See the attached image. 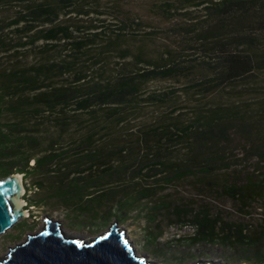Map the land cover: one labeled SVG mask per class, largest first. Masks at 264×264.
<instances>
[{
  "label": "trees",
  "instance_id": "trees-1",
  "mask_svg": "<svg viewBox=\"0 0 264 264\" xmlns=\"http://www.w3.org/2000/svg\"><path fill=\"white\" fill-rule=\"evenodd\" d=\"M24 1L28 3L14 20L7 25L0 21V177L21 173L25 181L30 176V205L73 208L87 218L109 219L119 212L126 219L140 200H152L170 185L192 178L200 180L198 186L213 184L216 168L230 167L233 138L256 155L257 165L244 180L224 177L216 185L244 204L264 198V138L257 139L254 116L238 114L235 105H218L196 109L191 116L171 111L146 123L140 118L148 107L176 102L173 91H147L153 80L189 78L192 89L184 91L192 97L252 74L261 61L258 33L264 31V0H187L178 8L163 3L165 16L180 12L187 18L184 9L200 8L203 20L177 26L180 34H191L199 48L211 53L198 61V69L179 67L168 55L161 63L134 55L131 61H117L114 69L102 66L93 72L77 67L76 57L49 60L47 48L87 53L104 38L109 47L120 35L100 23L74 26L72 14L84 11L71 9L72 0H60L68 8L63 13L67 23H56V3ZM84 29L92 32L76 36ZM37 41L44 43L35 45ZM30 48L37 54L29 55ZM128 56L122 51L119 58ZM97 59L91 64L97 66ZM194 73L198 77H190ZM259 107L264 108V100ZM85 119L89 125L84 131L67 134L72 126L83 128ZM52 128L57 136L51 135ZM122 183L120 189L113 186ZM173 212L177 220L193 212L195 240L213 241L224 228L208 208L197 212L177 207ZM155 216L148 211V218L154 221ZM227 228L223 242L258 246L253 256L264 255V230L249 235L245 225Z\"/></svg>",
  "mask_w": 264,
  "mask_h": 264
},
{
  "label": "rangeland",
  "instance_id": "rangeland-1",
  "mask_svg": "<svg viewBox=\"0 0 264 264\" xmlns=\"http://www.w3.org/2000/svg\"><path fill=\"white\" fill-rule=\"evenodd\" d=\"M187 0H72L71 9L82 10L83 14H72L69 22L74 26H92L97 23L105 25L112 34H119V38L109 44L99 41L96 45L89 47L91 51L79 52L71 47L61 46L60 48L48 47L49 60L61 61L64 57L78 58L77 67H83L91 72L105 66L111 70L116 66L117 61H131L135 55L153 63H161L165 55L179 63V67L198 69V61L209 55L193 41V36L180 34L177 26L182 23H192L196 20H203L200 8L188 7L187 18L180 12H174L169 16L161 11L164 2L173 3L175 8L186 4ZM199 1V0H193ZM35 3H56L58 5L59 18L56 23L68 22L63 13L68 8H63L60 0H29ZM24 0H3L0 3V21L4 25L14 20L22 11ZM62 7V8H61ZM180 11V10H179ZM87 13V14H86ZM208 20V19H207ZM41 21V18H40ZM55 23V22H54ZM49 25H44L47 27ZM79 31L76 36L84 37L90 31ZM120 30V31H118ZM259 53L261 61L256 65L255 71L245 78L238 79L221 85L216 91L208 95L195 92L193 96L185 94L184 89L190 87L192 81L189 78L179 77L178 79H156L147 85V91H173L175 103L166 106H153L146 108L140 117L143 123L154 120L158 114H167L171 111L181 113L184 116H191L196 109L206 111L212 106L235 105L238 114L254 116L252 124H256L260 131L258 141L264 138V108L261 109V101L264 100V31L258 33ZM191 41H188V40ZM43 41H37L35 45H42ZM53 43V42H52ZM61 44V43H60ZM49 46L51 44H48ZM104 51L97 56V51ZM108 47V48H105ZM32 50V48H30ZM94 49V50H92ZM122 51L130 55L125 59L119 58ZM32 53V54H31ZM29 55H36L32 50ZM211 54V53H210ZM93 55V57H92ZM29 57V56H28ZM95 58L98 64L92 65ZM48 60V61H49ZM122 61V62H121ZM144 64V62H143ZM90 65L92 67L88 68ZM114 69V68H112ZM190 71V70H189ZM187 69L184 72H188ZM194 73L190 77H198ZM193 78V79H194ZM172 93V92H171ZM231 97V98H230ZM85 118V115H84ZM91 124V123H90ZM89 125L84 120L83 128L72 126L67 134L79 135ZM51 135L57 136L58 130L52 128ZM66 145L70 140H64ZM261 144V143H260ZM229 155L231 156L230 167L225 170L216 168L214 175L210 178L213 182L208 187L198 186L197 178H192L179 184L168 186L152 200H140L126 214L122 216L119 212H112L109 219H103L102 215L86 217L73 208L33 206L28 203L32 197L34 188L30 186L31 177H26V183L22 177L25 207L27 215L19 219L12 227L0 235V259L10 247L23 242L27 234H33L42 229L45 225L44 217L49 216L52 220L58 221L66 237H78L89 241L97 235L103 234L111 225L115 224L119 230L129 238L138 255H145L151 261L158 264H192L198 260L219 261L222 264H264V255L260 258L253 256L254 245H235L232 242H223L226 235V227L236 230L235 226L245 225L249 235L261 233L264 230V198L256 199L249 203H242L233 199L218 188L216 183L224 178L232 180H244L256 167V155L250 153L246 147L238 142L236 138L229 144ZM263 164V163H262ZM2 178V177H0ZM122 184L113 185L120 189ZM131 188V187H130ZM128 187H124V192ZM28 197V198H26ZM28 204V205H27ZM156 206L153 210L151 207ZM177 207L192 209L199 212L202 208H208L211 216H218L224 228L219 230V236L213 241L193 239L195 227L191 221L193 212L189 216L176 219L173 210ZM153 211L155 220L148 218V211ZM82 216H85L82 220ZM73 218V220H71ZM76 219V220H75ZM264 240V239H263ZM264 248V241L260 243Z\"/></svg>",
  "mask_w": 264,
  "mask_h": 264
},
{
  "label": "water",
  "instance_id": "water-1",
  "mask_svg": "<svg viewBox=\"0 0 264 264\" xmlns=\"http://www.w3.org/2000/svg\"><path fill=\"white\" fill-rule=\"evenodd\" d=\"M21 173L0 178V235L26 216L20 199ZM24 199V198H23ZM45 225L26 239L10 247L0 264H158L136 249L123 230L113 224L95 239L66 237L58 221L44 217ZM192 264H222L219 261L198 260Z\"/></svg>",
  "mask_w": 264,
  "mask_h": 264
},
{
  "label": "bare ground",
  "instance_id": "bare-ground-1",
  "mask_svg": "<svg viewBox=\"0 0 264 264\" xmlns=\"http://www.w3.org/2000/svg\"><path fill=\"white\" fill-rule=\"evenodd\" d=\"M20 179H22V177L21 176H18ZM21 182H23L22 180H21ZM23 193H24V186H23V183H21L20 184V199H21V201H22V204L23 205H25L26 204V201L23 199ZM27 213H28V211L26 210V212H25V214L27 215ZM13 226V225H12ZM11 226V227H12ZM106 232V231H105ZM104 234V233H103ZM97 236H99V235H97ZM71 238H78V237H71ZM96 238V237H95ZM94 238V239H95ZM93 240V239H92ZM89 241H91V240H89ZM89 241H85V242H89ZM130 241V240H129ZM21 243V242H20ZM8 253V251L5 253V255ZM138 255V254H137Z\"/></svg>",
  "mask_w": 264,
  "mask_h": 264
},
{
  "label": "clouds",
  "instance_id": "clouds-1",
  "mask_svg": "<svg viewBox=\"0 0 264 264\" xmlns=\"http://www.w3.org/2000/svg\"><path fill=\"white\" fill-rule=\"evenodd\" d=\"M24 194V193H23Z\"/></svg>",
  "mask_w": 264,
  "mask_h": 264
}]
</instances>
